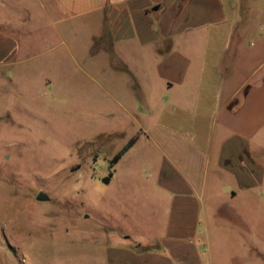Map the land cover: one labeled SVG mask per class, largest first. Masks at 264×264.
I'll use <instances>...</instances> for the list:
<instances>
[{
    "label": "crops",
    "instance_id": "1",
    "mask_svg": "<svg viewBox=\"0 0 264 264\" xmlns=\"http://www.w3.org/2000/svg\"><path fill=\"white\" fill-rule=\"evenodd\" d=\"M34 1L64 45L75 25L88 27L107 80L146 99L138 115H203L201 134L161 141L118 102L136 126L124 152L141 138L155 152L144 175L150 200L124 207L125 223L102 225L93 251L99 264H264V52L239 65L232 81L225 74L235 53L254 45L241 43L252 10L237 11L242 0ZM0 25L11 28L0 32L3 65L15 59L25 30ZM255 38L264 46V32ZM97 65L84 72L93 76ZM115 86L105 91L119 98Z\"/></svg>",
    "mask_w": 264,
    "mask_h": 264
},
{
    "label": "rangeland",
    "instance_id": "2",
    "mask_svg": "<svg viewBox=\"0 0 264 264\" xmlns=\"http://www.w3.org/2000/svg\"><path fill=\"white\" fill-rule=\"evenodd\" d=\"M35 5L0 1V19L25 30L15 59L0 64V264H99L93 251L102 244V225L125 223L124 207L150 200L144 175L155 152L145 139L112 160L136 131L118 102L161 141L201 134L203 115H138L135 109L146 99L134 97L121 81L107 80L104 58L92 56L94 46L86 42L88 27L75 25L64 45ZM244 7L252 12L241 43L254 45L235 53L225 73L230 81L239 65L264 52L254 41L264 32V0H242L236 9ZM3 31L11 28L0 25ZM95 60L90 76L84 67ZM111 84L119 85L112 89L119 98L105 91ZM38 191L48 200H36Z\"/></svg>",
    "mask_w": 264,
    "mask_h": 264
},
{
    "label": "trees",
    "instance_id": "3",
    "mask_svg": "<svg viewBox=\"0 0 264 264\" xmlns=\"http://www.w3.org/2000/svg\"><path fill=\"white\" fill-rule=\"evenodd\" d=\"M134 141V137H130L127 142L121 147V149L117 152V154L113 157V161L117 160L119 155L122 154ZM110 175V174H109ZM104 180L107 182L108 177H105Z\"/></svg>",
    "mask_w": 264,
    "mask_h": 264
},
{
    "label": "water",
    "instance_id": "4",
    "mask_svg": "<svg viewBox=\"0 0 264 264\" xmlns=\"http://www.w3.org/2000/svg\"><path fill=\"white\" fill-rule=\"evenodd\" d=\"M35 199L39 201L48 200V196L43 191H38L35 195Z\"/></svg>",
    "mask_w": 264,
    "mask_h": 264
}]
</instances>
